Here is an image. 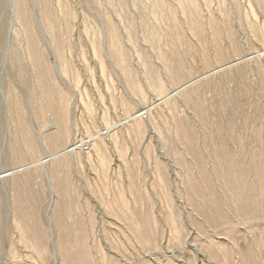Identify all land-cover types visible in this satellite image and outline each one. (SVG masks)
<instances>
[{"label": "rangeland", "instance_id": "obj_1", "mask_svg": "<svg viewBox=\"0 0 264 264\" xmlns=\"http://www.w3.org/2000/svg\"><path fill=\"white\" fill-rule=\"evenodd\" d=\"M34 163L0 264H264V0H0V173Z\"/></svg>", "mask_w": 264, "mask_h": 264}, {"label": "bare ground", "instance_id": "obj_2", "mask_svg": "<svg viewBox=\"0 0 264 264\" xmlns=\"http://www.w3.org/2000/svg\"><path fill=\"white\" fill-rule=\"evenodd\" d=\"M208 74V73H207ZM145 113V112H144ZM143 114V112H137V113H135L132 117L133 118H136V117H140L141 115ZM144 115V114H143ZM47 128H48V125H47ZM107 131H109V128H106L105 129V133L107 132ZM81 145H78L77 146V144H70L65 150H64V152H61L60 154H63V153H66V152H72V151H74V150H76L78 147H80ZM59 154V155H60ZM52 157H54V156H52ZM45 159H47V158H51V156H48V155H46L45 157H44ZM48 161V160H47ZM42 162V160H40V161H38V163H41ZM35 164H37V163H34V164H29V165H27V166H25V167H22V166H20V167H18L17 169L15 168V169H9V170H4L3 172H1L0 173V179H3V178H5V177H8V176H11V175H13V174H15V173H17V172H19V171H22L23 169H27V168H29V167H32V166H35Z\"/></svg>", "mask_w": 264, "mask_h": 264}]
</instances>
